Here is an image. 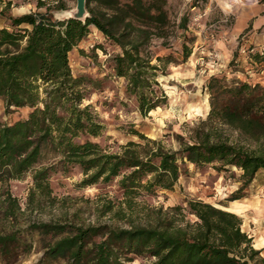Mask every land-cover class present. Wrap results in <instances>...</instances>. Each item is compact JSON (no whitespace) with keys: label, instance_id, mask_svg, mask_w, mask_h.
<instances>
[{"label":"trees","instance_id":"16d2710c","mask_svg":"<svg viewBox=\"0 0 264 264\" xmlns=\"http://www.w3.org/2000/svg\"><path fill=\"white\" fill-rule=\"evenodd\" d=\"M94 2L111 12L97 13ZM11 4L0 0L1 16ZM166 5V0H87L89 16L81 21L54 17V10H65L64 0H39L37 11L10 17V25L0 28V100L7 110H32L26 119L0 122V184L30 175L28 208H40L44 201L53 204V176L76 170L84 175L81 187L118 180L129 208L143 195L172 191L187 163L213 165L218 172L241 171L243 185L229 201L242 199L241 192L264 171V86L226 75H212L204 85L210 112L188 139L178 136V150L138 132L145 143L130 142L117 153L92 140L103 136L106 127L84 102L92 89L102 88V81L76 77L71 52L88 37L91 26L100 31L120 50L110 59L114 76L126 80V92L147 116L168 104L159 78L166 75L167 65L179 63L172 53L149 51L154 38L168 46L173 23ZM188 21L184 16L177 26L182 35ZM191 54L184 41L181 62ZM235 63L236 58L231 65ZM4 204L6 216L17 220L22 211L18 199L8 194ZM107 208L114 218L125 217L111 205ZM242 225L236 213L190 199L186 207L158 209L144 225L68 220L34 223L25 234L50 239L36 264H130L136 259L149 264H264L262 251ZM23 234L0 232V262L11 263L30 250Z\"/></svg>","mask_w":264,"mask_h":264},{"label":"rangeland","instance_id":"374dc122","mask_svg":"<svg viewBox=\"0 0 264 264\" xmlns=\"http://www.w3.org/2000/svg\"><path fill=\"white\" fill-rule=\"evenodd\" d=\"M4 1L8 2V0ZM38 1L11 0L13 6L5 16L0 15V28L10 25V17L37 11ZM166 1V10L173 23V28L168 31V46H162V39L154 38L149 48L153 54L172 53L179 59V63L167 65L166 75L159 78L169 97L166 106L150 112L147 116L141 114L136 100L126 92V80L114 76L110 67V59L120 50L111 45L95 27L91 26L88 37L70 54L71 67L76 77L85 75L102 81V88L92 89L84 104L93 106L106 127L103 136L92 138V140L109 152H120L121 146L130 142L143 145L145 141L135 134L136 132L148 139L161 142L167 149L178 150L180 147L178 136L188 139L193 128L201 119H206L210 112L209 94L204 89V85L212 75H226L229 79L247 80L243 73L247 74L249 71H246L244 67L254 69V72H261L259 71L260 63L264 61V55L253 57V60L259 64L254 66L249 58L239 57L236 52L237 64L231 65L234 58L227 66L224 65V59L216 48L215 42L223 28L230 24H221L222 27L216 31L211 28L213 25H220L219 15L222 14V8L218 0H212L210 10H208V4L211 0ZM64 3L65 10L53 11L57 20L68 19L71 12L76 9V0H64ZM92 8L97 13L111 12L110 7L99 2H94ZM44 10L43 8L41 11ZM184 16H187L189 21L188 30L182 35L184 32L177 26ZM184 41L192 49V54L182 63L181 45ZM100 46H103L106 52L98 48ZM256 48L264 53V49ZM31 111L30 108L7 110L4 102L0 100L2 124H12L26 119ZM83 178L84 175L79 170L69 175L53 176L51 185L53 197L56 200L53 204L44 201L40 208L27 207L29 193L33 186L30 175L23 180H11L7 185L0 184V232L24 233V239L30 245V250L22 252L17 260L11 263L0 262V264H36L38 262L44 253L45 242H49L50 239L25 234L27 227L34 223H64L72 220L85 225L97 223H107L115 227H129L132 223L144 225L148 219L157 215L158 209L162 208L165 212L179 205L186 207L190 199L202 200L236 213L243 220V230L253 237L255 248L261 250L264 257V171L241 192L242 199L229 201L228 198L243 185L241 171L233 169L218 172L213 165L196 167L187 163L172 191L159 189L154 195H143L136 199L132 208L124 203L125 198L119 189L118 180L108 184L99 183L81 187ZM8 194L17 198L22 207L17 220L6 216L4 202ZM108 205L113 207V211H122L125 217L114 218L113 212L106 213ZM149 263V260L136 259L130 264Z\"/></svg>","mask_w":264,"mask_h":264},{"label":"crops","instance_id":"0c3cea01","mask_svg":"<svg viewBox=\"0 0 264 264\" xmlns=\"http://www.w3.org/2000/svg\"><path fill=\"white\" fill-rule=\"evenodd\" d=\"M211 4L212 0L208 4V10L211 9ZM218 4L222 8L219 20H222L224 15H231L230 25L223 28L215 42L216 48L219 49L220 55L224 59L225 66L235 58L239 39L245 34L248 35L249 44L258 47L260 50L264 49V0H218ZM23 14L26 13L20 15ZM260 65L261 70L259 71L261 72H254V69L250 70V68L244 67L249 72L243 73V75L250 82L253 81L254 84L264 86V61ZM243 66L245 65L243 64ZM251 68L255 67L251 66Z\"/></svg>","mask_w":264,"mask_h":264},{"label":"built area","instance_id":"2783aa9c","mask_svg":"<svg viewBox=\"0 0 264 264\" xmlns=\"http://www.w3.org/2000/svg\"><path fill=\"white\" fill-rule=\"evenodd\" d=\"M230 22H231V15H224V17L220 21V25H213L211 28H213V30L216 31L222 27L221 24L228 25V24H230ZM247 37H248V35L245 34V35L241 36V38L239 39L238 50H237L238 56L244 57L247 59L249 58V60H251L253 62L254 66H258L259 64L253 60V57L255 55H264V53H263V51H259L255 46L249 44ZM214 56H216V55H214Z\"/></svg>","mask_w":264,"mask_h":264},{"label":"water","instance_id":"95a60500","mask_svg":"<svg viewBox=\"0 0 264 264\" xmlns=\"http://www.w3.org/2000/svg\"><path fill=\"white\" fill-rule=\"evenodd\" d=\"M76 9L71 12L68 18H74L81 21H86V18L89 16V13L86 8L87 0H76Z\"/></svg>","mask_w":264,"mask_h":264}]
</instances>
